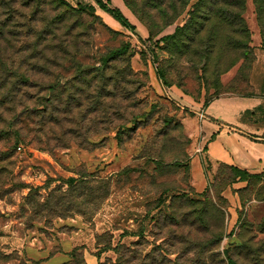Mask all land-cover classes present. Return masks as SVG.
<instances>
[{"label":"rangeland","instance_id":"1","mask_svg":"<svg viewBox=\"0 0 264 264\" xmlns=\"http://www.w3.org/2000/svg\"><path fill=\"white\" fill-rule=\"evenodd\" d=\"M203 1L112 0L132 31L0 0L24 104L53 103L0 118V264H264V175L207 153L264 123V0Z\"/></svg>","mask_w":264,"mask_h":264},{"label":"trees","instance_id":"2","mask_svg":"<svg viewBox=\"0 0 264 264\" xmlns=\"http://www.w3.org/2000/svg\"><path fill=\"white\" fill-rule=\"evenodd\" d=\"M239 1L240 0H232L233 3H238V6L242 7ZM59 2L68 5L66 0H59ZM96 3L102 10L111 14L124 27L132 31H136V26L129 20V18L123 13V11L118 6L112 5V0H107L106 2L96 0ZM203 5H204V1L200 0V2L196 5V9L191 14L192 21L195 20V18H197V12H200V10L203 8ZM78 9L80 11L93 12L95 10V7L93 5L86 4V5H79ZM239 15L241 16L242 13L239 12ZM207 19H209V16L206 18V20ZM28 26L30 27L31 24H29ZM14 27H17V25L13 26V24H0V40H2V38H5L6 35H8V37L6 36V43L8 44H12L9 36L18 40L19 39L18 34L22 33V31L13 29ZM1 50L2 49L0 48V118L3 117L4 113H13L15 116H17L21 113H28L36 110L45 111L47 108L53 107V103L47 105H41L39 107L34 106L32 108L29 105L24 104V96H26L24 91L25 89H23L21 85L18 86L17 82L19 81L18 79L20 80L21 79L26 80V79L16 78L15 77L16 74H14L15 70L7 69V64L9 60L3 57L4 53L1 52ZM151 53L154 62L157 63V56L154 48H152ZM156 72L158 77L160 79H163L164 75L158 64H156ZM238 169L241 172L242 177L251 176V174L246 170L240 168ZM252 175L261 176L264 175V173L252 174ZM227 253H228V264H238L237 260L231 257L228 251ZM118 264H124V263L120 261L118 262Z\"/></svg>","mask_w":264,"mask_h":264},{"label":"crops","instance_id":"3","mask_svg":"<svg viewBox=\"0 0 264 264\" xmlns=\"http://www.w3.org/2000/svg\"><path fill=\"white\" fill-rule=\"evenodd\" d=\"M251 133H231L227 128H214L207 138L209 141L210 136L214 135L208 143L209 158L252 174L264 173V123L252 128Z\"/></svg>","mask_w":264,"mask_h":264},{"label":"built area","instance_id":"4","mask_svg":"<svg viewBox=\"0 0 264 264\" xmlns=\"http://www.w3.org/2000/svg\"><path fill=\"white\" fill-rule=\"evenodd\" d=\"M100 1L106 2L107 0H100ZM18 149L21 150V147L19 146Z\"/></svg>","mask_w":264,"mask_h":264}]
</instances>
